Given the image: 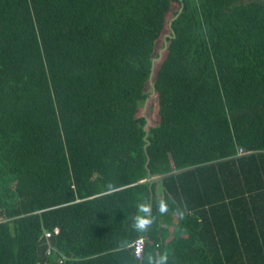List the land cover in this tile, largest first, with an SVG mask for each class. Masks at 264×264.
<instances>
[{
	"label": "trees",
	"instance_id": "obj_1",
	"mask_svg": "<svg viewBox=\"0 0 264 264\" xmlns=\"http://www.w3.org/2000/svg\"><path fill=\"white\" fill-rule=\"evenodd\" d=\"M163 253L264 264V0H0V264Z\"/></svg>",
	"mask_w": 264,
	"mask_h": 264
},
{
	"label": "rangeland",
	"instance_id": "obj_2",
	"mask_svg": "<svg viewBox=\"0 0 264 264\" xmlns=\"http://www.w3.org/2000/svg\"><path fill=\"white\" fill-rule=\"evenodd\" d=\"M250 1H253V0H243V2H250ZM164 39H165V37H163L159 41L158 46H157L159 54L161 53V56L156 58L157 63H160L161 60L165 56V50L162 49V44L164 43ZM157 65H156V67H157ZM149 91H150L151 97L145 103L144 108L142 110V114L145 115V117L149 120V125L151 124L152 126H157V125H159V122H160L159 115H158V106L156 105L157 104V98H156V95L153 94V90L151 91V89H149Z\"/></svg>",
	"mask_w": 264,
	"mask_h": 264
},
{
	"label": "built area",
	"instance_id": "obj_3",
	"mask_svg": "<svg viewBox=\"0 0 264 264\" xmlns=\"http://www.w3.org/2000/svg\"><path fill=\"white\" fill-rule=\"evenodd\" d=\"M244 154H245V151L243 149H239L238 155H244ZM45 237H46V240L49 242L50 238L52 237V232L45 231ZM146 244H147V238L144 236L137 238L135 240V242L132 244V247L134 248L135 255L138 258L142 257ZM52 250H53V248L51 246H49L48 254H51Z\"/></svg>",
	"mask_w": 264,
	"mask_h": 264
},
{
	"label": "clouds",
	"instance_id": "obj_4",
	"mask_svg": "<svg viewBox=\"0 0 264 264\" xmlns=\"http://www.w3.org/2000/svg\"><path fill=\"white\" fill-rule=\"evenodd\" d=\"M136 226H137L138 228H142V227H143V226L140 225L139 223H137ZM167 262H168V255H167V253H163V254H161V255L159 256V258H158L157 260H155V261H153V260L150 259L149 264H167Z\"/></svg>",
	"mask_w": 264,
	"mask_h": 264
},
{
	"label": "water",
	"instance_id": "obj_5",
	"mask_svg": "<svg viewBox=\"0 0 264 264\" xmlns=\"http://www.w3.org/2000/svg\"><path fill=\"white\" fill-rule=\"evenodd\" d=\"M170 28H171V23H170ZM165 41H166V37H165ZM160 56H161V53H160ZM155 62H156V59L153 60V69L155 67ZM153 73H154V70L152 72V76H153ZM154 93V92H153ZM148 101V100H147Z\"/></svg>",
	"mask_w": 264,
	"mask_h": 264
}]
</instances>
